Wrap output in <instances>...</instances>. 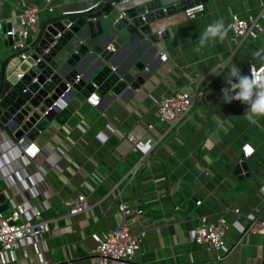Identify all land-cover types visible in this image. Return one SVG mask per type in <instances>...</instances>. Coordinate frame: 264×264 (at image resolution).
Returning a JSON list of instances; mask_svg holds the SVG:
<instances>
[{
	"label": "crops",
	"instance_id": "obj_1",
	"mask_svg": "<svg viewBox=\"0 0 264 264\" xmlns=\"http://www.w3.org/2000/svg\"><path fill=\"white\" fill-rule=\"evenodd\" d=\"M33 1L44 5L43 0H0V26L10 23L17 28V12ZM100 1L51 0L53 11L43 7L40 24L87 10ZM263 1L207 0L205 12L193 18H185L180 11L155 21L153 30H166V37L157 43L138 41L121 52L114 51L118 61L114 66L127 65L140 52L135 62L144 64L145 82L133 92L128 88L119 94L109 91L108 97L98 93L96 107L74 90L58 103L54 118L32 139L40 147L33 159L16 147L11 126L0 122L2 191L11 206L16 201L41 205L42 217L50 227L36 240L28 238L13 255L0 257V264L65 259L72 264H95L90 253L95 242L90 233L121 224L120 200L144 209L141 227L146 230L135 260L122 264H264V234L239 233L232 226L227 236L229 250L219 260L205 245L189 241L202 213L212 217L225 214L231 223L237 218L246 228L250 223L247 215L264 218V117L249 122L244 116L248 106L239 101L224 103L221 92L232 66L247 75L249 54L258 49L264 52V32L248 50L234 51L237 45L227 31L222 42L209 44L200 53L193 51L207 25L222 20L226 26L231 12L243 17L258 14ZM10 46L0 43L5 77L20 62ZM263 52L260 58H264ZM170 89L196 95L190 116L174 125L159 123L154 116L160 97ZM63 111L69 117L60 122L56 116ZM149 123H153L150 130ZM131 131L155 140L148 158L131 150L125 137ZM246 143L255 148L246 160L248 176L235 174L241 161L240 147ZM84 191L88 207L69 215L62 201ZM195 199L202 203L195 206ZM228 207L239 208L240 214L227 212Z\"/></svg>",
	"mask_w": 264,
	"mask_h": 264
},
{
	"label": "water",
	"instance_id": "obj_2",
	"mask_svg": "<svg viewBox=\"0 0 264 264\" xmlns=\"http://www.w3.org/2000/svg\"><path fill=\"white\" fill-rule=\"evenodd\" d=\"M207 0H116L84 11L54 17L42 26L35 40L34 53L16 70L0 76V122L11 126L14 137L34 139L43 131L59 110L58 103L74 90L83 96L97 92L108 97V92H130L144 82L147 72L141 61L135 62L140 52L127 65H118L114 51L121 52L138 41L157 43L167 36L159 35L152 24L165 16ZM121 15V16H120ZM120 16V17H119ZM10 23L0 26V43L11 45L6 34ZM59 34V35H58ZM111 43L110 51L106 45ZM40 57L36 63L33 61ZM135 62V63H134ZM76 75L81 77L74 82ZM69 85V88H68ZM249 175L248 163L241 159L235 174ZM12 206L0 186V216L7 218Z\"/></svg>",
	"mask_w": 264,
	"mask_h": 264
},
{
	"label": "built area",
	"instance_id": "obj_3",
	"mask_svg": "<svg viewBox=\"0 0 264 264\" xmlns=\"http://www.w3.org/2000/svg\"><path fill=\"white\" fill-rule=\"evenodd\" d=\"M43 1L44 5L42 7L35 1L28 5H23L16 14L19 26L17 28L11 26L6 32V34L12 37L10 47L20 59L16 68L18 78L23 74L18 69L19 66L34 53L35 40L41 33L42 25L39 21V12H41L43 7L48 12L53 11L51 0ZM106 2L113 7L117 5L116 0H102L95 2L89 8ZM263 9L264 1L262 3V11L258 14H249L246 17L235 12L229 14V19L225 27L230 33V40L237 45L234 51L240 49L248 50L249 45L259 40L260 35L264 32ZM182 12L185 18H193L205 12V4L198 3L189 6L182 10ZM156 32L161 35L162 30H157ZM107 48L114 51L111 45L107 46ZM261 52L263 51L258 49L249 54L246 61L247 75H251V69L254 72L264 73V58H260ZM161 58L165 60L166 55L162 54ZM39 60L40 57L33 62L36 63ZM2 70L3 65L0 62V76ZM79 78L80 75H76L74 82H77ZM195 97L196 95L193 96L183 89H170L158 101L154 112L157 122H170L174 125L184 120L187 116H190ZM85 102L96 107L99 105L100 95L96 91L91 92L85 97ZM108 126L112 128L110 124ZM152 127L153 123L147 125V129L149 130ZM125 137L131 145V150L138 152L143 158H148L156 145L152 137L139 135L133 131L127 133ZM16 147L27 158L33 159L40 153V147L36 142L27 137L17 139ZM248 148L255 149L249 143L243 144L240 147L241 159L248 160L249 156L254 153L253 151L249 155ZM32 195L33 193L31 192ZM62 203L69 215L79 214L88 207L87 191L72 194L64 198ZM201 203L200 199H195L194 201L195 206H199ZM117 210L122 216L120 225L112 229L95 230L90 233V237L95 242V246L90 250L91 255L95 259V264H122L124 262L134 261L146 238V230L141 227V217L144 214L142 207L130 206L120 200L117 204ZM226 211L236 215L240 214V209L236 207H228ZM43 212L44 209L41 205L36 206L34 204H26L23 201H16L12 205L10 216L7 218L0 217V257L2 259L9 254L13 255V252L22 246L24 247L28 243V238L32 237V240H36L42 232H49V223L42 217ZM247 216L250 223L246 228L239 223L237 218L231 223L225 214L212 217L209 213H202L197 217V223L190 232L189 241L195 244L205 245L214 252L213 258L219 260L229 250L227 236L232 226H235L239 233L248 230L254 233L264 234V218H259L258 215ZM137 225L139 226L138 230H134ZM23 255L25 257L28 256L26 249L23 250ZM38 264L72 263L69 259H65L62 261L41 260Z\"/></svg>",
	"mask_w": 264,
	"mask_h": 264
},
{
	"label": "clouds",
	"instance_id": "obj_4",
	"mask_svg": "<svg viewBox=\"0 0 264 264\" xmlns=\"http://www.w3.org/2000/svg\"><path fill=\"white\" fill-rule=\"evenodd\" d=\"M227 31L222 20L207 25L193 51L200 53L209 44L222 42L227 36ZM228 75L227 86L221 89L223 102L239 101L246 104L248 107L244 116L249 122L256 123L257 118L264 117V73L254 72L251 69L250 76L242 75L241 69L234 65ZM253 151L252 149L248 154H252Z\"/></svg>",
	"mask_w": 264,
	"mask_h": 264
},
{
	"label": "trees",
	"instance_id": "obj_5",
	"mask_svg": "<svg viewBox=\"0 0 264 264\" xmlns=\"http://www.w3.org/2000/svg\"><path fill=\"white\" fill-rule=\"evenodd\" d=\"M56 117L58 121L62 122L69 117V113L66 111H63V112L58 113Z\"/></svg>",
	"mask_w": 264,
	"mask_h": 264
},
{
	"label": "snow or ice",
	"instance_id": "obj_6",
	"mask_svg": "<svg viewBox=\"0 0 264 264\" xmlns=\"http://www.w3.org/2000/svg\"><path fill=\"white\" fill-rule=\"evenodd\" d=\"M247 151H248V152H251V151H252V149H251V148H248V149H247Z\"/></svg>",
	"mask_w": 264,
	"mask_h": 264
}]
</instances>
